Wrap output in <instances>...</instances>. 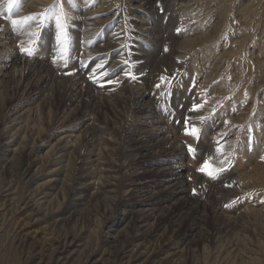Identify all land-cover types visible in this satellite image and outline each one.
<instances>
[{
	"label": "rangeland",
	"instance_id": "rangeland-1",
	"mask_svg": "<svg viewBox=\"0 0 264 264\" xmlns=\"http://www.w3.org/2000/svg\"><path fill=\"white\" fill-rule=\"evenodd\" d=\"M113 1L52 0L40 8L15 0L10 13L5 1L0 18L8 20L11 40L3 48L40 59L52 77L42 92H23L26 66L16 56L0 83V264L58 257L65 264L120 263L117 251L137 233L135 211L161 197L158 187L115 206L109 182L121 175L113 169L137 123L158 128L164 142L145 156L146 170L180 166L192 204L207 211L172 225L159 219L164 208L157 210L143 225L148 237L137 242L148 264H264V0ZM53 5L57 14L63 9L62 28ZM25 17L31 19L12 25ZM76 74L92 88L64 107L54 91ZM139 92L142 104H156L151 113L133 112ZM192 127L198 138L186 132ZM64 134L75 146L51 172L61 166L53 148ZM88 156L91 170L113 171L81 178ZM205 162L222 171L207 175ZM53 178L57 223L21 203ZM108 230L115 239L106 240Z\"/></svg>",
	"mask_w": 264,
	"mask_h": 264
},
{
	"label": "bare ground",
	"instance_id": "bare-ground-1",
	"mask_svg": "<svg viewBox=\"0 0 264 264\" xmlns=\"http://www.w3.org/2000/svg\"><path fill=\"white\" fill-rule=\"evenodd\" d=\"M5 1L6 0H0V13H3L2 9L5 4ZM51 1L52 0H30L29 5L39 6L41 8L47 3H50ZM117 3L118 0H115L113 1V3H111V6H114ZM136 6H140V4L136 3ZM2 18H0V83H2L1 81L6 75L5 69L12 61L15 60V57L17 56L18 57L17 60L19 59V61L26 66L23 76L21 77L22 78L21 86L23 88V92H27L31 90L35 91L36 93L42 92L44 87H46L50 83L52 77V73L48 68V65L46 66V64H43L44 62L43 63L40 62L39 61L40 59H34L35 61H32L30 58H27L24 55L23 57L21 56L20 58L19 53L21 51L19 49L13 50V49L3 48L4 45H6L9 42V40H11V36L9 34L11 29L8 20ZM73 21H75L76 23L80 22L79 17L77 20L76 16H74ZM95 22L98 21L96 20ZM76 75H75L76 78L74 77V79L76 80L72 81L71 79L72 82L70 81L69 84L64 85L62 87L58 86L54 91L56 92L58 97L59 96L65 97L63 98L64 107L65 106L68 107V105H70L77 96H79V98H83V97L87 98L92 88V85L90 86V84L86 83L88 80L87 81L86 79L84 80L83 74H76ZM142 96H143V92H139L137 97L135 98L137 102L134 101L136 107H134L135 110L133 112L137 114L151 113L152 110H154V108L155 109L157 108L156 104L155 103H152L151 105H145V103L142 104L141 103ZM92 98L93 96H90V98L88 97V99L90 100H92ZM87 115L89 117V114ZM93 116H95V114ZM93 116L92 117L90 116V118L87 117L86 119L88 120V122L89 121L91 122V125L96 133L99 128H97L96 126L97 121L96 118ZM141 124L140 125L139 123H137V125L135 124L133 127L134 131L131 130L133 131L132 135H130V137L126 139L128 140V142H126L127 144H125V149L121 153V156L119 158L120 160L117 162V164H115V168L111 166L108 169H104V170L101 169L100 171L97 170L98 168H96V170H91L90 169L91 166L88 165V163H90V161L92 160L91 156H88L86 162L82 164L80 168V173H82L81 178L83 177L87 178L90 175H94V177H96L99 173H100L99 175L102 178L105 175L103 173L113 170L114 171L118 170L119 172H121V175L116 177L113 182H109V184L114 187L112 191L115 192L114 200H115V206L117 207L129 202L132 204L133 202L137 203L139 202L138 201L139 198L141 199L140 197L141 195L143 194L146 195L149 192L155 190L156 188L162 187L159 190L160 192L159 194L161 197H156L157 199L155 198L156 199L155 203L152 206H147V207L144 206L142 208H139L135 211L137 213V216L136 217L132 216L133 218H136V220L134 221V223L132 222L133 224L131 226V229L133 228L132 230H135L137 233L134 237L131 236L132 240H129L127 242L128 244L126 243L125 245H123L122 251L120 250L117 251V255L121 257V261L119 264H148L149 260L148 258L145 257V253L142 251L143 247L141 246L142 241L148 237V234H145L142 228L145 222L150 217H152L154 213L160 208L161 209L164 208V212L162 213L159 219L161 221L163 220L164 222L166 221L171 222L172 225L175 223L173 219L179 218L182 215H185V217H188L191 220H196L198 219L199 215L200 216L202 215L201 214L202 212H207L205 211V206H202L199 203V201H197V203L194 205L192 204L193 197L190 192L191 189L189 188L188 182L183 178L181 174L180 166L178 165L176 166L174 164L173 165L167 164L164 168L159 170H154V171L146 170L148 166L146 165L147 159L145 158V156L149 155L150 152L155 148L158 149V147L162 146L164 142L162 140L160 141L159 139H157L159 136V132L157 130L158 128L150 129ZM73 137L74 136L72 134L62 135L59 138L58 141L59 143H57L58 146H56V148H53V151L55 149L53 153L54 154L53 159L56 162H58L60 165L62 164V162L67 161L65 160L67 154L69 153L70 149L72 148L73 150V147L75 146V142L74 144L72 143V141L74 140ZM99 140L100 141L98 142H100L101 144L103 138H100ZM92 153L94 154L95 152ZM96 154L98 156L100 155L99 152ZM62 167L63 165H61L59 168L52 169L51 172H57L58 170L62 169ZM56 180H57L56 178H53L47 180L46 182L44 181L45 183L42 182V184H40L37 188L35 186L34 190H32L31 188V190L22 197L21 203L24 204L25 207H29L33 213L35 212L37 214H42V215L44 214L46 218L54 217L57 223L58 221L61 220V217L59 216V211L61 207L59 206L60 208L59 207L55 208L53 204L56 195L58 193L55 191L57 189L55 184ZM83 187H87V186H83ZM54 192H56V194H54ZM172 199H174V201L169 204V201H171ZM164 203L165 205L163 207L162 205ZM214 208L212 209L211 212L214 216H217L219 212L218 207L215 209ZM219 216L220 215H218V217ZM132 230L129 229V232L127 233L131 234L130 231ZM106 233H107L106 240L109 239V237H114V239L116 238L115 236L112 235L110 230L106 231ZM138 241H141V243L140 242L137 243ZM50 264H65V262L62 260L61 257H58L53 259V261H51Z\"/></svg>",
	"mask_w": 264,
	"mask_h": 264
},
{
	"label": "snow or ice",
	"instance_id": "snow-or-ice-1",
	"mask_svg": "<svg viewBox=\"0 0 264 264\" xmlns=\"http://www.w3.org/2000/svg\"><path fill=\"white\" fill-rule=\"evenodd\" d=\"M14 4H15V0H9V3H8V11H9V13L11 12ZM49 11H50L51 15L55 18L57 26L62 28V24H61V18H62V15H63L62 7H61V10H60V14L56 13V6L55 5H53L52 8ZM29 19H31V17H25V18H23L22 21H18L16 19H13V20H11V23H12V25H18L21 22L26 23L27 20H29ZM23 50L26 51L29 55L32 54L30 49H23ZM157 87H159V85ZM198 107H200V106H198ZM186 132L188 134L194 136V137H197V138L199 137V129H197L195 127H192L191 129H186ZM188 150L190 152H193V153L195 152V149H193L190 145L188 146ZM200 170L202 172H205L207 175H209V176H211L213 178L216 177V175H217V173L219 171H222V169H216L213 166L208 165L207 162H205V166H202Z\"/></svg>",
	"mask_w": 264,
	"mask_h": 264
}]
</instances>
